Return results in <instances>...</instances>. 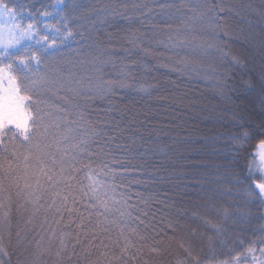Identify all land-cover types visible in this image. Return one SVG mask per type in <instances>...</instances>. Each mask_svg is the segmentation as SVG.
<instances>
[{"label":"trees","instance_id":"16d2710c","mask_svg":"<svg viewBox=\"0 0 264 264\" xmlns=\"http://www.w3.org/2000/svg\"><path fill=\"white\" fill-rule=\"evenodd\" d=\"M64 1L70 6L66 13L70 27L80 25L82 35H75L68 45L55 50L57 59L62 61L63 79L67 81L69 74L85 80L93 76V62L99 56L101 60H112L102 65L106 79L130 72L127 79L131 87L111 97L112 111H107L110 106L106 101L75 96L67 86L53 85V92L46 97L61 106H66L60 99L64 96L73 103L89 105L88 119L101 122L98 127L117 137L114 143L130 149L117 154L128 155L137 169L129 177L133 201L138 199L137 192L148 200L147 205H141L148 211L142 219L149 225L145 229L149 243L160 249L150 254L146 250L149 264H177L178 259H183L176 239H191L195 243L196 237L186 233L191 228L199 235L203 225L191 214L202 212L197 204L209 195L215 197L218 207L230 213L225 221L229 238L239 234L243 241L233 245L236 251H243L254 240L257 249L264 246L258 240L264 226V206L245 193L253 180L262 179L253 162L257 161V145L264 140V0ZM5 3L20 13L29 14L30 10V15L39 20L40 11L45 7L51 10L56 0ZM113 10L131 19L113 14ZM210 24L223 28L218 38H214ZM153 25L161 38L170 32L195 35L196 42L168 47L167 40L161 45L144 38L141 47L148 50L145 53L109 35L122 37L136 29L140 30L136 32L138 36L142 32L151 34ZM201 42L204 47L197 46ZM141 87L148 92L141 91ZM245 131L250 139L243 147L228 139ZM236 176L243 183H237ZM137 180L142 183L137 184ZM11 219L12 235L4 238L8 255L0 256V260L18 264L28 255L25 248L35 250V241L27 244L22 239L23 232L17 236L25 220L16 215L15 206ZM170 222L176 232L169 227ZM173 236L176 239H169ZM207 252L205 248L201 255ZM226 254L227 249L205 258L221 260Z\"/></svg>","mask_w":264,"mask_h":264},{"label":"snow or ice","instance_id":"6c2138e0","mask_svg":"<svg viewBox=\"0 0 264 264\" xmlns=\"http://www.w3.org/2000/svg\"><path fill=\"white\" fill-rule=\"evenodd\" d=\"M69 7L64 0H56L52 12L43 8L39 15L45 22L41 26L38 20L20 19L19 10L0 0V256L8 255L4 238L12 235L11 214L15 206L16 215L25 220L17 236L23 232V241L27 244L35 241V250L25 248L28 255L18 264H149L146 250L150 254L160 249L149 243L150 237L145 231L149 225L142 219L148 216V211L141 205H147L148 200L137 192L138 199L133 201L129 177L136 174L137 169L128 155L117 154L130 152V149L114 143L117 137L109 136L105 128L98 127L101 122L88 119L89 105L73 103L64 96L60 99L66 106H61L52 104L46 97L53 92V85L67 86L75 96L106 101L110 106L107 111H112L111 97L131 87L127 79L130 72H120L116 78L106 79L102 65L112 60H101L99 56L93 62V76L85 80L69 74L67 81L63 79L62 61L53 50L75 35H82L80 25L70 27L66 14ZM54 14L60 16V21L47 20ZM113 14L131 19L115 10ZM140 23L144 25L145 21ZM152 29L151 34L142 32L139 36L136 35L139 29L129 30V35L122 37L109 35L145 53L148 50L141 47L144 38L161 45L167 40L168 47L189 46L197 39L195 35L170 32L161 38L157 26L153 25ZM209 29L214 38L223 31L220 25L210 24ZM197 46L204 47V44ZM124 67L127 69V65ZM140 90L148 92L146 88ZM228 139L237 147H243L250 134L245 131ZM255 157L258 163L254 161L253 167L262 179L253 180L245 193L264 206V140L257 145ZM236 180L243 183L239 176ZM214 201L211 195L203 198V202L197 204L202 212L191 214V218L203 225L199 235L191 228L186 233L188 237H196L195 243L191 239L169 238L176 239L182 250L183 259H178L177 264H264V246L257 249L256 240L243 251L235 250L233 245L237 241L243 244V241L239 234L230 240L225 225L230 213ZM169 227L176 232L171 222ZM260 231L258 240L264 245V226ZM30 233H34L31 239ZM152 242L155 243L154 239ZM205 248L208 252L202 256ZM225 249L224 259L205 258L215 257L217 251ZM45 256L50 257V261L45 260ZM0 264L7 262L0 260Z\"/></svg>","mask_w":264,"mask_h":264},{"label":"rangeland","instance_id":"374dc122","mask_svg":"<svg viewBox=\"0 0 264 264\" xmlns=\"http://www.w3.org/2000/svg\"><path fill=\"white\" fill-rule=\"evenodd\" d=\"M64 2H65V1H64ZM54 5H55V4H54ZM48 11H49V12H52V11H53V8H52L51 10H48ZM20 19L24 20L25 22H27V21H31V20H33V19L37 20L35 17H32L30 14H26V13H21V15H20ZM47 20L50 21V22H52V23H55V22H57V21H60V16H59L58 14H54V15L48 17ZM38 21H40L41 26H42L43 23L45 22V18H44V17H40V19H39ZM68 22H69V20H68ZM47 34H48V35H53V33H51V32H48ZM71 40H72V39H69L67 42L61 44V45L59 46V48H61L62 46L68 45V44L71 42ZM34 46H35V47H39V46H36V45H34ZM55 50H57V49H55ZM55 50H53V51H55Z\"/></svg>","mask_w":264,"mask_h":264}]
</instances>
